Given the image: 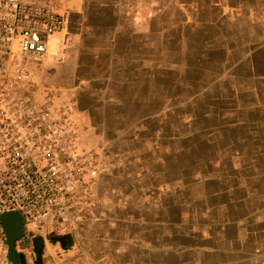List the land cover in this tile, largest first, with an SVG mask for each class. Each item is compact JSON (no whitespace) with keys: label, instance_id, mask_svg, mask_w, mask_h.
Here are the masks:
<instances>
[{"label":"rangeland","instance_id":"374dc122","mask_svg":"<svg viewBox=\"0 0 264 264\" xmlns=\"http://www.w3.org/2000/svg\"><path fill=\"white\" fill-rule=\"evenodd\" d=\"M200 2L191 0L187 12L179 4L176 9L161 4L159 51L155 41L145 43L144 101L133 108L135 117H151L143 143L152 152V165L159 168L160 185L154 193L173 195L176 204L188 209L186 219L175 214L174 231L160 228L159 247L132 251L139 264H231L240 242L244 247L239 252L246 251L248 242L255 244L251 254L256 258L264 254V49L254 51L258 77L249 76L243 63L253 37H264V13L255 11L258 19L251 22L227 4L223 9V3L208 0V8L201 9L206 3ZM185 15L187 24L180 26ZM217 15H228L220 27ZM232 61H240L236 79L225 68ZM216 175L224 181L223 193L232 191L246 202L239 200L228 215L218 212L207 220L201 216L211 215L199 211L204 204L200 199L207 190L219 188L211 181ZM249 193L255 197L249 200ZM254 228L256 234L248 233ZM151 236L145 235L150 244Z\"/></svg>","mask_w":264,"mask_h":264},{"label":"crops","instance_id":"0c3cea01","mask_svg":"<svg viewBox=\"0 0 264 264\" xmlns=\"http://www.w3.org/2000/svg\"><path fill=\"white\" fill-rule=\"evenodd\" d=\"M34 1L54 5L65 18V25L50 40L47 58L42 62L27 61L26 66L43 85V97L46 92H52L56 107L69 108L79 132L80 147L95 153L100 168L95 187L97 204L92 216L73 232L62 234L68 235L64 247L59 241H46L41 260L37 262L139 264L141 261L136 259L137 255L132 257V251H142L145 245L159 247L160 228L167 226L174 231L177 227L175 214L184 215L186 219L188 209V205L176 204L173 195L154 193L160 185L159 168L152 165V152L143 143L144 128L151 126V117H135L137 110L133 107L142 106L144 101L145 43L155 41V50L159 51L161 4L167 3L164 9H176L179 4V10L187 12L191 0L177 4V0ZM214 1L223 3L222 8L227 4L229 8L239 9L238 17L247 16L251 22L258 19L255 11L264 13V0ZM207 2H200L206 5L199 8H208ZM216 18L219 26L220 20H227L228 15ZM186 20L187 15L180 18V26L187 24ZM208 23L204 19L202 25ZM251 41L246 48L250 54L243 63L247 62V73L254 78L259 76L254 51L264 49V37L254 36ZM239 65L240 61L225 64L233 79L239 77ZM211 181L223 188L224 181L217 175ZM219 188L207 190L200 199L204 204L199 211H208L211 215L201 218L208 220L218 212L228 215L235 202H246L245 198L237 200L232 191L223 193ZM246 196L250 200L254 195ZM227 202L230 203L226 205ZM245 206L248 210L252 207ZM250 230L248 233L256 234L255 228ZM147 234L152 235L151 244L145 241ZM22 243L28 247L26 251H30L25 252L27 264H33L30 243L24 238L18 245ZM237 247L233 249V256L237 258L231 264H264V254L261 259L251 254L255 244L250 246L247 242L246 251L239 252L244 247L241 242ZM223 255L228 256L226 252ZM132 258L135 259L132 261ZM0 264H11L7 253L1 255Z\"/></svg>","mask_w":264,"mask_h":264},{"label":"built area","instance_id":"2783aa9c","mask_svg":"<svg viewBox=\"0 0 264 264\" xmlns=\"http://www.w3.org/2000/svg\"><path fill=\"white\" fill-rule=\"evenodd\" d=\"M64 25L52 4L0 0V257L8 249L4 213L21 215L32 248L34 237L71 233L96 208L97 157L80 147L69 108L56 107L52 92L43 97L26 66L47 58Z\"/></svg>","mask_w":264,"mask_h":264},{"label":"water","instance_id":"95a60500","mask_svg":"<svg viewBox=\"0 0 264 264\" xmlns=\"http://www.w3.org/2000/svg\"><path fill=\"white\" fill-rule=\"evenodd\" d=\"M1 222L7 235L8 243V259L11 264H26V253L22 251L19 253L17 246L18 242L24 238L23 218L20 214L9 212L4 213L1 217ZM68 235H63L55 239L45 240L43 237L37 236L32 239V252L34 253L36 260H41L42 248L46 244V241H59L62 246L66 243ZM24 244V243H22ZM27 249V246H22Z\"/></svg>","mask_w":264,"mask_h":264},{"label":"flooded vegetation","instance_id":"af4514ba","mask_svg":"<svg viewBox=\"0 0 264 264\" xmlns=\"http://www.w3.org/2000/svg\"><path fill=\"white\" fill-rule=\"evenodd\" d=\"M22 246H24V247H25V246H26V244L24 243V244H22ZM20 249H21V252H19V253H22V251H26V249H25V248H23V247H22V248H20ZM26 264H27V262H26Z\"/></svg>","mask_w":264,"mask_h":264}]
</instances>
